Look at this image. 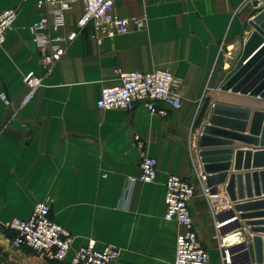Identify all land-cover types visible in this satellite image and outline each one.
<instances>
[{
	"label": "crops",
	"instance_id": "crops-1",
	"mask_svg": "<svg viewBox=\"0 0 264 264\" xmlns=\"http://www.w3.org/2000/svg\"><path fill=\"white\" fill-rule=\"evenodd\" d=\"M36 1L0 0V12L17 11L0 45V93L7 99V104L0 100V225L12 218L26 219L33 205L42 202L49 206L51 220L73 237L66 260L91 239L96 249L120 250L110 264H171L174 239L182 229L163 220V199L164 180L175 175L196 186L187 205L192 225L199 246L207 251V264H221L218 242L213 239L218 225L215 215L232 203L213 207L203 197L198 180L204 176L190 139L194 141L204 122L203 111L217 91V80L228 69L231 53L250 33L246 19L251 3L116 0L112 13L143 18L144 28L103 39L100 45L90 40L85 28L45 72L26 30L37 18ZM81 12V0H70L64 25L54 35L64 37L73 30ZM156 69L169 71L178 81L177 110L164 107L160 116L142 105L131 111L95 109L100 87L115 84L117 70ZM30 71L43 77L42 85L22 104L23 76ZM134 136L141 146L134 143ZM229 147L227 173H234L236 149L258 148L237 141ZM142 151L156 161L155 178L150 184H130L128 178L138 175ZM191 162L199 166L198 178ZM216 191L218 197L224 195L221 185ZM245 201L235 202L249 203ZM240 231L241 235L220 237L222 245L231 247L241 236L249 237L247 227ZM19 251L29 250L0 247V259Z\"/></svg>",
	"mask_w": 264,
	"mask_h": 264
},
{
	"label": "built area",
	"instance_id": "built-area-1",
	"mask_svg": "<svg viewBox=\"0 0 264 264\" xmlns=\"http://www.w3.org/2000/svg\"><path fill=\"white\" fill-rule=\"evenodd\" d=\"M115 1L81 0L82 12L75 22L74 29L64 37H59L54 33L64 25V17L70 8V0H37L35 3L37 18L26 26V30L36 47L44 71L48 72L60 61L66 44L70 43L85 28H88L89 38L95 45H100L103 39L125 35L130 29L140 31L144 28L143 18L126 19L115 16L112 13ZM245 1L253 3L255 8L264 4L262 0ZM16 18V9L9 8L0 12V45L4 42L6 32L12 29ZM62 42L64 44H61ZM116 73L117 82L115 84L100 87L94 102L95 109L131 111L136 105H142L148 112L163 116L164 107L173 110L179 108L180 98L176 92L178 81L169 71L162 69L149 72L117 70ZM42 78L31 71L23 76L26 91L22 96V104L33 98L36 89L42 85ZM0 100L7 104L4 93H0ZM133 141L136 145L141 146L142 144L137 136L133 137ZM190 143L193 150L194 143L191 139ZM155 166L154 158L147 156L143 151L140 152L138 175L128 178L127 182L130 184L152 183L155 178ZM191 168L198 178L199 166L191 162ZM203 181V177L198 180L199 188L203 197L209 202L211 196ZM195 189L196 186L192 181L175 175H168L164 180L163 220L173 222L182 229L174 239L171 264H207L208 262L207 251L199 246L187 206ZM218 227L219 225L216 226ZM220 237L222 236L216 230L213 239L218 242L219 250L223 249L225 264H241L243 262L241 255H236L232 262L229 261L230 257L227 254L229 247L222 245ZM242 240L241 237L237 243ZM72 243L73 237L69 231L51 220L49 206L42 202L33 205L26 219L12 218L0 225V247L3 250L27 249L35 256L50 263L110 264L120 256V250L110 246L96 249L95 242L89 239L85 244L78 246L66 260Z\"/></svg>",
	"mask_w": 264,
	"mask_h": 264
},
{
	"label": "water",
	"instance_id": "water-1",
	"mask_svg": "<svg viewBox=\"0 0 264 264\" xmlns=\"http://www.w3.org/2000/svg\"><path fill=\"white\" fill-rule=\"evenodd\" d=\"M252 13L246 19L251 29L249 35L231 53L228 69L214 86L217 91L212 92L204 122L193 141V151L211 196L210 204L218 207L232 203L229 209L223 207L215 215L219 235H241L240 228L247 227L249 237L227 249L229 261L239 254L243 257L241 264H264V219L256 220L264 217V4ZM231 141L258 148L236 149L234 173H227ZM249 168L252 170L246 171ZM217 185L222 186V197L217 196ZM243 198L249 203L235 202ZM259 209L262 210L255 211ZM226 221L229 222L223 224ZM219 256L221 264H225L223 249Z\"/></svg>",
	"mask_w": 264,
	"mask_h": 264
},
{
	"label": "rangeland",
	"instance_id": "rangeland-1",
	"mask_svg": "<svg viewBox=\"0 0 264 264\" xmlns=\"http://www.w3.org/2000/svg\"><path fill=\"white\" fill-rule=\"evenodd\" d=\"M245 2H248V1H245ZM250 5H251V13H250V16H251L253 14L252 12L255 9V5L253 3H251ZM229 55H230V52L228 53V56ZM205 110L203 111V116H202V118L204 119L206 116ZM4 256H5L4 259H0V264H4L5 263L4 261H6L9 264H51L49 262L47 263V261L43 260L41 257L35 256L33 253L29 251L10 252L9 256L7 255H4Z\"/></svg>",
	"mask_w": 264,
	"mask_h": 264
}]
</instances>
